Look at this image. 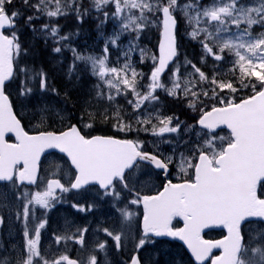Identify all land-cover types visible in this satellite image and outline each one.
<instances>
[{
  "label": "snow or ice",
  "instance_id": "1",
  "mask_svg": "<svg viewBox=\"0 0 264 264\" xmlns=\"http://www.w3.org/2000/svg\"><path fill=\"white\" fill-rule=\"evenodd\" d=\"M0 8V114L11 109L27 138L0 163V264H153L146 237L161 193L149 189L176 184L220 125L264 102V0ZM25 30L32 47L43 33L45 58L23 44ZM91 190L92 200L68 199ZM103 201L118 213L113 223L77 222ZM64 204L72 211L57 225ZM221 231L207 264H264V211Z\"/></svg>",
  "mask_w": 264,
  "mask_h": 264
},
{
  "label": "water",
  "instance_id": "2",
  "mask_svg": "<svg viewBox=\"0 0 264 264\" xmlns=\"http://www.w3.org/2000/svg\"><path fill=\"white\" fill-rule=\"evenodd\" d=\"M5 19V15L0 16V30ZM220 128L228 129L235 141L218 159L220 169H212L211 161L203 155L195 184L168 186L154 202L155 212L149 220V235L158 240L177 239L196 264H207V257L218 247L217 241L203 240L205 232L221 229L232 218L250 210L264 211V203L257 197V187L264 181V102L239 111L236 120L217 129ZM9 136L17 143L21 139L27 142L11 109L5 107L0 114V163L12 154L23 153V149L15 147L17 144L7 141ZM174 218L184 224L178 233L171 230Z\"/></svg>",
  "mask_w": 264,
  "mask_h": 264
},
{
  "label": "trees",
  "instance_id": "3",
  "mask_svg": "<svg viewBox=\"0 0 264 264\" xmlns=\"http://www.w3.org/2000/svg\"><path fill=\"white\" fill-rule=\"evenodd\" d=\"M62 2H64V0H62ZM45 6L41 5V8L43 9ZM54 7V5H53ZM39 23V22H38ZM32 33L28 32L27 30H25L24 33V37H23V44L26 47H29V50L31 53H35L37 51V49H39L40 52V56L41 58H45L48 55V51L47 49H45L44 45H43V33L40 34V37L37 39L36 41V45L35 47L31 46V39H32ZM86 39V37L81 36L80 39L76 42H80V40H84ZM51 45H49L50 47ZM53 59H57V57H53ZM71 61V53L66 52L65 53V61L64 64L61 65L59 67V69L55 70V71H59L61 73V77L63 76V73L67 67V65L70 63ZM75 79V77H74ZM260 196L263 198L264 197V184L261 186L260 188ZM152 241L155 240H149V244H148V248H147V256L148 258H151L154 254H158V260H154L153 264H166L167 261L169 263H173V264H194L189 258L188 255L186 254V252L184 251L183 248H181L180 245H178L175 242H158L155 241L154 243H152ZM158 243H165L162 244L158 249L156 248ZM176 252H179L180 256L182 257V259L179 258H173V256L175 255Z\"/></svg>",
  "mask_w": 264,
  "mask_h": 264
},
{
  "label": "rangeland",
  "instance_id": "4",
  "mask_svg": "<svg viewBox=\"0 0 264 264\" xmlns=\"http://www.w3.org/2000/svg\"><path fill=\"white\" fill-rule=\"evenodd\" d=\"M2 8H0L1 10ZM39 122V121H37ZM209 153L213 156L216 157L217 155H215V153L213 152V149H209L208 150ZM221 153V149L218 150V154ZM50 159H52V157H50ZM189 167H187V171L186 173H181L180 174V179L185 177V175H189L190 172L188 171ZM155 190H158L155 189ZM94 191H89L87 193H85V196L82 200H92L94 199V194L92 193ZM71 200V198H69ZM72 211V210H71ZM62 213H65V210L63 208H61V212L57 213L54 218H53V222L57 225H62L63 224V215ZM118 213L115 211V209L111 206V203L108 201H103L99 203V206L97 209L94 210V213L92 215H85V214H79L76 217L77 222L79 223H86L88 221H91L93 224H96L97 222L103 220L108 224H111L115 221V219L117 218ZM102 235V234H101ZM125 244L127 245V238H125ZM111 259H115V257L111 256V253L109 254ZM101 258H103V254H101ZM166 264H173V263H169L167 261Z\"/></svg>",
  "mask_w": 264,
  "mask_h": 264
}]
</instances>
